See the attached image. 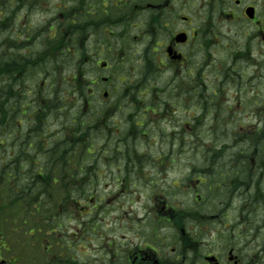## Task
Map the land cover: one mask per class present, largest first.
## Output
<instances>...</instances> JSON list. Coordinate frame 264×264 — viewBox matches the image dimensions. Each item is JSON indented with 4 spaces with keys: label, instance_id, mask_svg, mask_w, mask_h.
Returning a JSON list of instances; mask_svg holds the SVG:
<instances>
[{
    "label": "flooded vegetation",
    "instance_id": "af4514ba",
    "mask_svg": "<svg viewBox=\"0 0 264 264\" xmlns=\"http://www.w3.org/2000/svg\"><path fill=\"white\" fill-rule=\"evenodd\" d=\"M25 1H27L26 7H29L31 11L37 9L35 5L39 0ZM69 1L62 0L60 5L62 9L60 15L64 17L66 14L68 24L54 34L56 46L66 49H76L80 44L84 47H101L100 34L106 22L119 25L118 28L122 31L117 36L113 30L115 27L109 26L108 32L115 34L113 37L116 36L113 42L108 44L109 49L112 45L117 46L115 44L117 42L125 48L133 29L136 28L133 17L144 14V25L140 27V30L145 47L142 49L140 58H136L139 66L135 67V72L140 82L135 85L140 88L144 85V82H141L144 79L145 91L140 93L148 95V106L140 115L141 117L133 112L137 108L121 106V100L118 102L119 105L108 108L101 126L103 130L108 131L111 141L114 139L113 126H119L120 123L117 121L118 117L125 121L124 125L129 127L143 126V122L138 120L147 118L149 124L161 128L165 111L177 106L187 109L183 123L190 128L200 129L201 113L207 110L208 104L217 102L211 98L207 100L208 104H203L202 94L217 95L218 79L221 81L225 79L229 88H233L235 84L237 94L248 92L260 94L258 84L262 82L261 78L264 76V46L263 44L260 46L261 42L264 43V0H234V2L232 0H200L197 7H194L192 0H84L79 11L82 17L79 18L74 15V6L73 4L69 6ZM1 2L0 15L3 19V28L10 31L11 26L12 32L23 33L22 28L10 19V14L17 12L15 8L18 7L15 5L23 1L1 0ZM248 8H253V18L247 16ZM122 12L126 14L123 17ZM237 19L246 20L256 28L247 38L244 47L237 50V52L241 51L242 61H246L245 53L247 56L245 75L240 85L233 80L234 70H229V64L234 63L232 41L229 40V25L234 21L238 22ZM223 21L226 22L227 35L224 37L226 43L221 46L219 36L223 35ZM5 22L9 25L5 26ZM256 52L257 58L254 57ZM86 59L88 60V57ZM123 64V61L119 62L118 70ZM219 64L226 65L225 73H219ZM248 66H254L255 69L252 70L254 73L249 74ZM110 67L112 66L107 64L102 70ZM116 72L119 71L111 69L110 73L118 76ZM110 76L102 75L101 78H104L102 81L97 78L88 82L89 94H94V90L102 94H110L111 90H121L122 86L118 85L110 88L112 86ZM118 79L120 84L123 81L126 82L121 75ZM131 81L134 80L131 79ZM133 88L134 86H126L123 93H120L128 97L129 101H124V104L136 103L133 94L137 93ZM161 94H166L167 98L161 96L157 99ZM214 107L213 115L216 117L215 122L209 127L210 130L222 124L229 126V106L221 109V115L225 116L222 119V116L219 117V113L216 112L215 104ZM223 110H226L225 114ZM133 114L134 119L129 121L128 117ZM111 118H113V124H110ZM256 121L249 127H259L264 118L259 116ZM195 134V137H200L201 129ZM225 143L229 146V139ZM180 157L185 159L187 165H182L181 160L177 162L173 160L172 168H178L181 171L189 169L188 174L183 172L185 184L171 179V185L168 187L175 192L174 200L183 191H189L195 197L194 203H187L186 210H182L179 201L169 202L168 197L146 193L140 201L141 208L146 212L143 218L144 223L138 226V221H135L137 225L135 226V219L128 222L127 226L120 223V228L125 233L118 234L114 243L110 242L111 245L108 247L112 252H100L94 259L87 257L85 260L87 264H264V223L261 218L264 204L262 203L250 204L255 211L249 214L250 218L241 223L240 226L243 227L241 232L240 229L239 231L236 228L233 229L234 236H237L241 242L244 241V246L234 242L221 244L222 239L229 237L231 230V228L229 230V154L226 157V170H221L222 173L217 169L220 163L218 160H221L222 156L179 155L178 158ZM262 158L264 159V156ZM250 159L253 171L258 167L262 168L263 165L256 156H250ZM159 168L167 169L164 173L169 172V166L165 165L164 160ZM46 174L38 173L40 176ZM132 174L134 180H139L132 182L135 187V190L132 189L134 192L146 190L147 187L158 188L159 183L154 182L152 174L144 171H135ZM49 175L53 176L55 173ZM261 175H263L262 172ZM118 185L122 191H126L127 186L128 188L130 186L125 181H121ZM217 187L221 188L220 193L226 195L227 200L221 203H209L204 199L203 193L215 191ZM192 209L197 211L191 212ZM224 209L225 213L222 212ZM151 212L155 219L152 223L150 217L148 218ZM182 217H187L190 224H183ZM202 217L205 219L200 220ZM255 218L257 220H254ZM223 220L224 229H217L215 224ZM97 232L99 236L103 234L99 228ZM8 238L9 236L4 232L0 234V264H16L17 258L9 253ZM102 247L105 248L103 245Z\"/></svg>",
    "mask_w": 264,
    "mask_h": 264
},
{
    "label": "rangeland",
    "instance_id": "374dc122",
    "mask_svg": "<svg viewBox=\"0 0 264 264\" xmlns=\"http://www.w3.org/2000/svg\"><path fill=\"white\" fill-rule=\"evenodd\" d=\"M192 1L194 3V7H197V4L200 2V0ZM232 1L234 2V0ZM61 2L62 0H39L35 5L37 9L32 11L29 8H24L21 10V7L23 6L21 4L19 9L20 18H17V22L14 21L15 17L10 18L12 22L20 25L23 32L21 34L12 32L11 29L13 27L11 26L10 31L5 30L0 17V33L3 31H6L7 33L9 32L10 43H13L11 45L9 44L10 46L8 45L6 47L7 49L2 47L4 44V39L0 34V50L2 54L7 55L11 53L18 58H23L25 54L35 55L29 58L31 64L28 67V64H26L20 65L18 68H16V71L18 72L17 77L20 78L21 75L22 78L24 77L25 79L21 81L19 89L23 94H29L27 102H32V104L29 105V115L24 114L21 116V114L15 113L16 124H20L19 122L22 121V117L24 118L23 122L25 120V123H28V120L33 117L37 118L36 113H34V109L36 108L35 106L39 102L44 104L49 102V98H52V94H57L56 105L58 106L57 109L59 111L55 112L54 114H48V112L54 108L47 110V122L43 131H41L43 128L42 120L45 117L43 119L41 118L37 120L34 126V128L39 132L41 131V140H43L44 144H47L49 140L57 139L64 134L69 137L72 136L73 133H80L82 131L80 130L82 129L80 127L77 129V122H71L73 113L75 112H82V115L92 124L90 132H93L89 137V140H91V143L94 144V147L92 148V151H94L93 154L101 155V159H105L104 162H101L99 166L103 172L104 178L99 185L95 184L93 187L88 186V188H91L92 195L101 193V197H103L104 194L103 201L105 204L103 205L102 209H94L92 214V216H94V220L91 224H88L87 226L84 225L83 227L81 226L78 230L77 227L79 222L82 221V217H85L83 216L85 214L83 208L74 210L73 214H66V218L74 217L71 222L63 217V221L67 220L66 229H68V231L66 232L68 236H70L72 240H75L79 243L78 250H82L84 252V244H87L86 249L89 254L84 258H93V256L97 253V250H100L102 245L107 246L110 244V242L113 243L114 240H116L118 234L125 233L122 228H120V223L125 226L128 224V222H131L132 219H135V226H137L135 221H138V226L142 225L144 223L143 218L146 212L141 208L140 201L146 195V193L148 195L153 194V196L160 195L161 197H168L169 202L179 201L181 206L180 208L182 210H186L188 205L187 203H194V195L189 191H183L181 194L177 195V199L174 200L173 198L175 197V192L171 191L168 186L171 185V179L185 184L183 172L188 174L189 169L186 168L183 171L179 170L178 168L174 169L172 168V165L174 164L172 161L175 160L177 162L181 160L180 162L182 165H187L185 159L183 160L181 157L178 158L179 155L210 156L215 155L217 152L218 155H222L221 160H218V162H220L219 167L217 168L219 172H221V170H226V157L229 154V181L231 182L234 180V188L229 189V230L230 228L231 230L229 231V237L222 239L221 244L225 245L228 242L233 243L237 240L234 243L244 246V241L241 242L237 236H234L235 233L233 232V229L236 228L238 231L240 229L241 232V228H243L240 226L241 223L248 218L252 211H255L253 206L251 207L250 205V201H252L251 197L255 198L256 202L264 199V179H262L263 177L260 178L259 173L257 172V178H259L258 182H260L258 189L250 190L247 189L245 185L243 188L240 187V189L237 191V188H239V185L241 184V180L237 178L240 175L233 174V171L242 168L244 165L242 158L245 156L247 157V160L250 161V156L254 146H260V149L264 152V121L260 123L261 127L255 129V132L252 135H249L251 128L249 127L251 124L250 122L255 123V114L258 115L264 111V76L261 78L262 82L258 84V90L260 94H236V89L233 87L223 90L221 94H217V102L210 103L212 109L215 104L217 109L216 112L219 113V117L221 114V109L227 108L229 106V123H231L229 124V128L228 126L226 127L224 124H222L223 126H219V128L218 126H215L213 130H210V128H207L201 121V136L195 137L186 131L187 127L184 125L185 123L182 122L185 115V109L182 107L179 108L178 112L172 115H167V120L163 122V131H161L159 127L149 124L145 118L143 121V126L139 125V127L130 128H125L124 126H113L112 134L114 139L111 141L108 137V131L106 129L104 130L105 133L102 136L101 131L99 132L97 130L98 128H95V126L102 125L103 120L105 119V117L103 118V115L100 112L103 107L114 106L115 101H119L121 99L123 103L124 94L120 93H123V90L126 88V86H134L133 89L137 93L133 94L136 100V103L132 106L133 108L146 109L148 106V95L142 94L145 91L144 79L141 81L144 82L143 86L139 88L135 85L139 83V77L135 72V67L139 66L136 58L140 57L142 54V49L145 47L140 30V27H143L144 25V14H139L138 16L133 17L136 28L133 29V33L129 42L127 41V51H123V48L118 51H107L103 47L98 49L92 47L93 49L85 51L84 57H88L89 61L85 59L87 62L84 63V61L81 60L80 55H77L76 52L73 53L72 51H63L62 47H60L58 50L56 49V45L52 37L54 31L51 30L50 27L53 23L58 25V22H61L62 20L63 16L60 17V14L58 13L60 7L57 8V6L61 5ZM1 3L2 2L0 0V5ZM69 3L72 4L73 0H70ZM121 15L123 17L126 14L122 12ZM55 16L58 17V22L55 21ZM237 20L238 22L234 21L229 25V40L232 41V52H234V59L236 60L232 65L229 64V70H234L233 80L235 83L240 85L242 76L244 74V67L247 64V56L245 53L246 61H242L243 56L241 51L237 52V50L244 47L247 38L253 34L256 28L246 20ZM4 25L7 26L9 24L5 22ZM109 26L115 27L113 30L117 36L120 32L118 28L119 25L109 24L106 22L102 28V31H105L104 36L106 37V40L112 39V35L108 33ZM25 28L29 29V31L25 30ZM222 33V37L219 36V42L221 46L226 43V39H224L225 35H227V26L225 21H223ZM26 37H29L30 40H25ZM48 40H50V42L46 43ZM116 44L120 45L118 42ZM262 44L264 46L263 42H261L260 46ZM35 45L37 47H34ZM44 47L47 50L52 49V53L50 54L51 60H53L55 57H57L58 60L54 63L51 60L47 61L48 64H44L45 72L41 73L39 72V65L35 62V60L37 59V52L42 50ZM120 53L123 55H120ZM97 55L109 61L110 64L114 65L116 64L119 57H125L126 55L124 62L125 66L123 69H121V77L125 79L126 82L123 81V83L120 84L118 77L114 74L111 75V69H106V71H103L102 73L100 72L101 74H104V76L111 75V81L114 83L111 87H113V85H118L119 87L122 86V89L119 91L111 90V94L106 97L102 93L89 94L90 92L87 88H84V92H81V94H73L74 89L72 86V81L76 75H80L79 81L82 84L87 83V80H93L94 75H97V70L99 68L96 64L97 60L95 61V57ZM254 57L257 58V52L254 54ZM218 68L219 73L221 72L222 74L225 73L227 69L226 65L222 66L221 64L218 65ZM8 69L9 68H7V71ZM254 69V66H248V70L250 71L249 74L254 73L252 71ZM6 76L9 78V73ZM131 79L134 81H131ZM224 82H226L225 79L222 83ZM161 96H166V94L159 95L157 99H160ZM209 96L214 95L202 94L203 104H207ZM58 101L59 103H57ZM44 104H42V106ZM224 112L225 110H223V113ZM42 114L45 115L44 110L42 111ZM250 116H252V118H250ZM224 117L225 116H222L221 119ZM76 118L79 120L78 115ZM118 120L123 122V120H121L119 117ZM135 136L139 137L136 142H134ZM228 138L229 153L227 151L228 146L225 144ZM213 140L214 143L217 144H213ZM124 144H127V146L123 147ZM78 150V154H80V148ZM112 154L117 156V160L109 165V162H111L112 158L108 157H110ZM162 160L165 161V165L169 166V172L167 173H164L167 169L159 168L162 166ZM191 161L194 162L193 159H191ZM128 168H131L135 171H144L147 172V174H154L153 180L154 182L159 183L157 184L158 188L152 189L147 187L146 190H138L140 192H134L132 189H130L128 191L129 193H124L125 191L122 192L120 190L118 193H116L117 188L115 186V182L113 181H117L116 175L123 178L125 175L120 174L119 171L126 169L129 171ZM116 171L118 172L115 175ZM156 174L158 176H155ZM111 175L116 177H112ZM124 181L125 183L127 182L126 180ZM131 187H133V184H131ZM220 190L221 188L217 187V190L215 191H204V199H206L209 203L226 202V195L220 193ZM94 197L96 196L90 198V203L87 209H91L90 207H92V204H94ZM131 200L133 201L132 203ZM119 203L123 204L124 208L115 209L116 207L118 208ZM238 209L240 210L238 213L240 216L237 214ZM67 210V206L65 205L60 207V211L63 214ZM195 211L197 210L192 209L191 212ZM222 212L225 213V209ZM206 213L208 215V212ZM150 215V222H155V219H153L154 214L151 212ZM75 216H77V219ZM236 216L238 217L236 218ZM240 217L241 220H239ZM261 218L264 223L263 211L261 213ZM203 219H205V217L200 218V220ZM119 220L121 222H119ZM181 220L185 225L190 224V222L187 220V217H182ZM254 220L257 219L255 218ZM98 223H100V226ZM97 226H99L98 228L101 232H103L101 236H99L100 234L97 231L95 234L93 233L94 227ZM215 227L217 229L223 230L224 220L223 222L221 221V223H216ZM75 230H77V235L73 234V231ZM163 232L165 231L163 230ZM258 232L259 231L257 230V233ZM126 234L131 233L126 232ZM23 241L29 245V240L23 238Z\"/></svg>",
    "mask_w": 264,
    "mask_h": 264
},
{
    "label": "trees",
    "instance_id": "16d2710c",
    "mask_svg": "<svg viewBox=\"0 0 264 264\" xmlns=\"http://www.w3.org/2000/svg\"><path fill=\"white\" fill-rule=\"evenodd\" d=\"M51 53L52 49L47 50L46 48H43L42 50L37 52V59L35 60V62L39 65V72H45L44 64L47 65V61L51 60ZM32 56L35 55L28 54L23 58H18L11 53L10 55L2 54L0 50V226L2 225V220L9 222L11 221V223L14 222V226H10L11 234L16 231L17 233L20 232L23 234L27 231H30L31 227H33V225L36 223L38 213L42 211V206L43 209L44 207H46L45 209L50 210L49 197H47V200L43 199L42 202L38 201V198H40V192L35 187V182L37 179L35 171L38 168V162L34 159V150L39 146L41 150V157L43 156V158H53L56 156L62 157V159H60L62 162H59L61 170L67 169L66 163L63 161L68 162V158L75 155L76 153H79V148L80 153H85L84 155L89 154L88 150L86 151L87 146L81 143L83 135L85 133H88L89 131V128H87L88 121L83 119V117H80L82 116V112H75L73 113L71 122L78 123L77 129L79 127L82 128L80 129L82 130L81 132L79 130L80 133H73V135L69 137L64 134L57 139L49 140L47 144H44L43 140H41V143L39 145L35 144L33 135L29 139L26 137L27 140L25 141L24 145H22V140L24 139H19L17 141L19 145L17 144V146L20 148L21 153L25 152L27 155L30 152L31 158H28L29 160L25 158V161H22L19 164L17 163L18 166L16 165L15 167H13V165H10V168H8L6 166V160L4 158H1V145L3 142L2 134L7 127H10L7 129V131L15 127V113L20 114L21 110L25 108V114L29 115V102H27L29 94H16V90H12V88L13 86H18L22 80H25L24 77H17L18 72L16 71V68H18L20 65L26 64H28V67L31 64L29 58ZM57 60L58 58L55 57L51 61H53L54 63ZM7 68H9L8 71ZM8 73L10 75L9 78H7L6 76ZM72 86L76 93L82 92L81 84L78 81H75ZM5 89H7V91H5ZM56 96L57 94H52V98H49L50 101L45 104L39 102L34 109V113H36L37 118H31L30 120H28V123L35 126L37 120L41 118L43 119L45 117L42 120L43 128L41 129V131H43L47 122V115L54 114L55 112L59 111L57 109L58 106L56 105ZM57 103H59V101ZM42 104L44 105L42 106ZM50 108L54 109L50 110L48 114H46L47 110ZM43 110L45 111V115L42 114ZM77 115L79 116V120L78 118H76ZM34 126L33 128H31V131H34ZM10 131L12 132L13 130ZM26 136L29 137L28 134ZM33 163L37 164L35 170L32 169ZM20 164H22V168L31 171L32 175L29 177H16L20 173L18 172V170L21 171L19 167ZM41 168H43V165H41ZM247 178L250 180L248 175ZM45 203L48 204V207ZM36 208H38L39 211H36ZM33 214L35 215L36 219L33 218ZM57 214H59V212ZM30 219H32L31 225L29 224ZM31 242H34L33 237Z\"/></svg>",
    "mask_w": 264,
    "mask_h": 264
},
{
    "label": "bare ground",
    "instance_id": "6f19581e",
    "mask_svg": "<svg viewBox=\"0 0 264 264\" xmlns=\"http://www.w3.org/2000/svg\"><path fill=\"white\" fill-rule=\"evenodd\" d=\"M80 16L81 15H77L76 17L79 18ZM0 34L4 39V44L2 47H7L10 44V35L6 31L1 32ZM5 91H7V89H5Z\"/></svg>",
    "mask_w": 264,
    "mask_h": 264
},
{
    "label": "water",
    "instance_id": "95a60500",
    "mask_svg": "<svg viewBox=\"0 0 264 264\" xmlns=\"http://www.w3.org/2000/svg\"><path fill=\"white\" fill-rule=\"evenodd\" d=\"M248 13L251 14L250 11Z\"/></svg>",
    "mask_w": 264,
    "mask_h": 264
}]
</instances>
